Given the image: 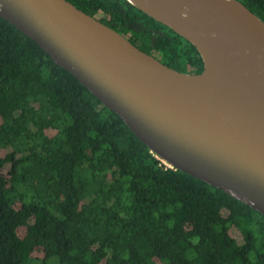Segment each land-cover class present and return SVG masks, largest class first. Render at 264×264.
Returning a JSON list of instances; mask_svg holds the SVG:
<instances>
[{"label": "trees", "instance_id": "16d2710c", "mask_svg": "<svg viewBox=\"0 0 264 264\" xmlns=\"http://www.w3.org/2000/svg\"><path fill=\"white\" fill-rule=\"evenodd\" d=\"M66 1L147 55L203 65L190 43L182 49V38L124 0ZM237 1L264 22V0ZM51 260L264 264V217L167 168L0 19V264Z\"/></svg>", "mask_w": 264, "mask_h": 264}, {"label": "water", "instance_id": "95a60500", "mask_svg": "<svg viewBox=\"0 0 264 264\" xmlns=\"http://www.w3.org/2000/svg\"><path fill=\"white\" fill-rule=\"evenodd\" d=\"M190 43L174 71L66 0H0V19L73 76L167 168L264 217V22L237 0H124Z\"/></svg>", "mask_w": 264, "mask_h": 264}, {"label": "flooded vegetation", "instance_id": "af4514ba", "mask_svg": "<svg viewBox=\"0 0 264 264\" xmlns=\"http://www.w3.org/2000/svg\"><path fill=\"white\" fill-rule=\"evenodd\" d=\"M180 42H181V48L187 49V43L185 42V40H180ZM149 56L153 57L155 60H157L158 62H160L164 66H166V67H168L174 71H177V70L183 71L182 73H184V74L195 75V73L197 71H199L200 68L203 67V65H202V67L200 65V67L198 66L199 69H197V70L191 69L189 67H183V66H181V64L179 63V61L177 59H174V58L169 59V58H167V57H165L159 53L152 52V54H150Z\"/></svg>", "mask_w": 264, "mask_h": 264}, {"label": "rangeland", "instance_id": "374dc122", "mask_svg": "<svg viewBox=\"0 0 264 264\" xmlns=\"http://www.w3.org/2000/svg\"><path fill=\"white\" fill-rule=\"evenodd\" d=\"M53 262H55L54 260H51L50 262H49V264H55V263H53ZM34 264H39V263H34Z\"/></svg>", "mask_w": 264, "mask_h": 264}]
</instances>
